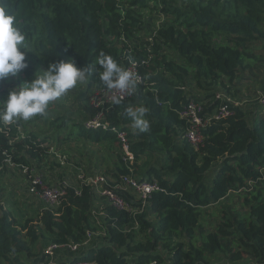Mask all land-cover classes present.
Masks as SVG:
<instances>
[{"label":"trees","instance_id":"16d2710c","mask_svg":"<svg viewBox=\"0 0 264 264\" xmlns=\"http://www.w3.org/2000/svg\"><path fill=\"white\" fill-rule=\"evenodd\" d=\"M3 3L21 22L29 48L35 44L45 67L71 58L78 67L95 65L103 51L125 67L132 66L131 57L143 81L132 98L106 112L112 127L129 134L136 157L133 172L123 160L115 133L79 124L76 139L109 145L112 169L89 175L77 167L78 175L64 174L59 181L77 185L81 196L72 188L60 207L46 205L44 212L24 222L0 202V264H43L44 254L35 247L44 240L83 244L88 232L97 233L101 213L106 214L102 221L107 236L100 244L82 248L79 253H84L78 256L91 264H215L217 260L218 264L248 260L264 264V115L251 120L246 108L216 99L218 90L233 95L231 87L245 81L244 73L259 61L253 50L258 43L264 44V0H195L187 5L175 0ZM149 13L164 19L154 31L148 29ZM28 58L29 52V67L22 73L30 81L34 75ZM99 70L96 65L88 93L106 90ZM9 91L0 81V102ZM191 100L205 104L207 118L223 105L234 113L211 121L199 148L186 140L189 123L181 118ZM141 104L148 108L145 118L151 127L146 133L134 131L125 114L126 107ZM60 125L59 130H66V122ZM22 127L21 120L8 125L0 122V174L12 166L27 177L38 171L36 175L45 180L52 155L50 136ZM53 157L58 159L56 153ZM155 158L162 159L159 167L152 163ZM81 175L85 180L102 176L107 182L132 176L154 181L161 190L148 199L145 208L134 205L135 212H119L105 201L96 207L93 186L80 181ZM1 194L0 187V199ZM230 197L243 201L244 210L230 206ZM211 209H221V216L207 224Z\"/></svg>","mask_w":264,"mask_h":264},{"label":"rangeland","instance_id":"374dc122","mask_svg":"<svg viewBox=\"0 0 264 264\" xmlns=\"http://www.w3.org/2000/svg\"><path fill=\"white\" fill-rule=\"evenodd\" d=\"M193 1L195 0H175L178 5H187ZM146 21L148 22V29L154 31L157 27L162 25L164 19L153 17L149 13L146 15ZM31 46L32 47L29 48L28 59L31 62V71L33 75H35L38 70L47 69V67H45L41 61L37 51H35V44L33 43ZM253 52L259 61L256 64L252 63L253 65L255 64L254 67L244 73L245 81L243 80L238 83L239 86L237 85V87H231L233 95L227 96L225 91L218 90L219 94H224L222 96L224 99H227L228 101L230 100L232 103L246 108L248 110L249 119L251 120L264 115V105L260 104V94H264V44L258 43ZM25 81H27V79L23 73H21L18 78L14 77L3 80L4 86L7 90H12ZM88 85L89 80L85 84H78L65 96L51 104L45 115H38L29 121L21 120L24 125V128L22 127L23 131L34 132L44 137L50 136V142L53 146V148L50 147L52 157L50 156V160L45 168L47 173L45 180H58L61 179V176L64 174L65 176H67V174L69 175L72 167L67 165L66 156L64 154L73 158L80 163L81 166L86 165L89 168L93 167L92 170H95V173H101L102 171L106 172L112 169L110 166L113 164V157L107 148L109 145L96 146L88 144L76 139V136L74 135L78 131L79 124H86L91 119L90 98L95 90L93 89V91L88 93ZM257 112H261V114H258ZM66 119L68 120L66 121ZM64 122L67 123L66 130H59L61 126L60 124ZM73 137H75V139ZM57 149L59 150L58 157L61 161L59 158H53V151ZM96 163L100 166L98 167L95 165ZM142 163L143 162H140L139 165H142ZM152 163L156 167H159L162 163V159L155 158L152 160ZM52 164L55 165L54 168H52ZM58 164L61 166L62 164H65L68 167L62 166L59 168L57 167ZM9 168L8 172L0 174V187L2 189L0 202L20 221L24 222L26 219L37 217L47 209V206L44 202L29 193L31 181L29 180V177H27L25 171L24 173H18L13 169L14 167L10 166ZM33 172L34 174H37L38 171ZM227 201L230 206L244 210L243 201H239L234 197L228 198ZM101 205L102 204L99 202L95 203L96 207ZM220 210L221 209H211V217L208 216L206 223L209 224L210 222L213 223L214 221H217L221 216ZM208 228L209 227H207V229ZM96 236L97 240L96 238L94 239L95 244H100L102 238H104L103 226L99 227ZM137 240H143L140 234ZM51 245L52 243L50 241L44 240L36 245L35 251L37 253H44V251ZM219 262L220 260H217L215 264H218ZM222 264L227 263L225 262ZM241 264L254 263L251 260H248L243 261Z\"/></svg>","mask_w":264,"mask_h":264},{"label":"clouds","instance_id":"9594fccd","mask_svg":"<svg viewBox=\"0 0 264 264\" xmlns=\"http://www.w3.org/2000/svg\"><path fill=\"white\" fill-rule=\"evenodd\" d=\"M20 23L3 0H0V81L18 78L29 67L27 34ZM129 64L135 66L131 57ZM96 65L100 66L98 75L102 85L113 93L114 104L121 103L122 95L137 93L142 77L133 67H125L111 55L101 51L95 65L78 67L75 59L71 58L52 62L47 69L38 70L33 79L10 90L7 99L0 102V122L8 125L18 120L29 121L38 115H45L51 104L78 84L87 83ZM147 113L148 108L142 104L125 109L133 130L140 133L150 131V121L145 118Z\"/></svg>","mask_w":264,"mask_h":264},{"label":"built area","instance_id":"2783aa9c","mask_svg":"<svg viewBox=\"0 0 264 264\" xmlns=\"http://www.w3.org/2000/svg\"><path fill=\"white\" fill-rule=\"evenodd\" d=\"M133 70L138 74L137 66H131ZM140 75V74H139ZM143 81V80H142ZM112 95L106 90H95L94 94L90 98V106L94 117L86 123L87 128L96 129L100 128L103 131L115 133L118 136V140L121 143V151L123 160L128 166L131 172H133V166L136 163L135 154L132 151V143L129 139V134L126 131H122L117 127H112L106 120V112L109 107L114 105L112 102ZM224 94H218L217 100H227L222 97ZM133 95H122L121 103L125 100L132 98ZM261 102L264 105V94H260ZM228 101V100H227ZM230 101V100H229ZM260 101V100H259ZM205 104L191 100L181 113V118L188 121L189 127L187 129L185 138L194 147L199 148L203 143V130L208 124L215 120H224L234 115L233 111L226 105L221 106L212 117H206ZM61 157V156H60ZM106 178L102 176H92L85 180V176H79V180L86 183L88 186H93L100 198H105L109 206L114 207L119 212L132 213L134 211V205L145 208L147 206L148 199L156 192L161 190L158 183L154 181L140 180L132 176H126L121 179L122 182H107ZM31 181V188L29 193L40 201L44 202L48 208H57L62 205L66 200L69 190L74 189V193L77 196H81V189L68 180L60 181L56 184L49 185L44 180L43 175H36L34 172L29 176ZM125 193H128L134 198V200L128 198ZM105 213L99 214L97 218V226H103ZM107 233L103 232V237H106ZM97 238L95 232H88L83 244H71V245H57L52 244L44 251V263L43 264H91L78 257L83 253H79L82 248L90 247L94 245V239ZM70 254V257L67 256ZM64 258H61V256ZM62 260H72L73 262H64Z\"/></svg>","mask_w":264,"mask_h":264},{"label":"crops","instance_id":"0c3cea01","mask_svg":"<svg viewBox=\"0 0 264 264\" xmlns=\"http://www.w3.org/2000/svg\"><path fill=\"white\" fill-rule=\"evenodd\" d=\"M74 138V137H73ZM80 141H83L84 142V140L83 139H80ZM86 143V142H85ZM51 148H53V146H51ZM110 153H111V151H109ZM54 153H56L57 154V157H58V155H59V150L57 149V150H54L53 151V155H54ZM64 154V153H63ZM65 156H66V163H67V165L68 166H71L72 167V170L69 172L70 174H71V176L72 175H78V168H85L84 169V172L85 171H87L88 172V174L89 175H94V174H96L95 173V170H92L93 169V167H91V168H89V167H87L86 165H84V166H81L80 165V163H78L77 161H75L73 158H70L68 155H66V154H64ZM51 157H52V155H51ZM54 158V157H53ZM59 158V157H58ZM60 159V158H59ZM50 160V159H49ZM48 160V161H49ZM60 161H61V159H60ZM48 163V162H47ZM67 165H65V164H62V166L63 167H68ZM78 167V168H77ZM99 167V166H98ZM89 169V170H88ZM44 173L45 174H47L46 173V170H44ZM86 173V172H85ZM49 181H52V182H58L59 181V179L57 180V179H52V180H49ZM94 190V189H93ZM94 192H95V196H96V199H97V203L99 202V203H101V204H103L104 203V201L105 202H107V200L105 199V198H100L99 197V195H98V193L96 192V190H94ZM46 205V204H45ZM102 211V208L100 209V212ZM69 257V256H68ZM61 258H64V256L62 255L61 256Z\"/></svg>","mask_w":264,"mask_h":264}]
</instances>
